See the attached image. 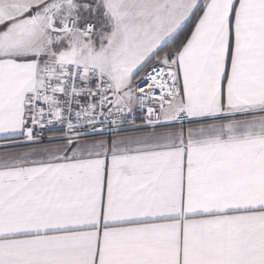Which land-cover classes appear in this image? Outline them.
Returning a JSON list of instances; mask_svg holds the SVG:
<instances>
[{"label": "snow or ice", "instance_id": "1", "mask_svg": "<svg viewBox=\"0 0 264 264\" xmlns=\"http://www.w3.org/2000/svg\"><path fill=\"white\" fill-rule=\"evenodd\" d=\"M0 264H264V0H0Z\"/></svg>", "mask_w": 264, "mask_h": 264}]
</instances>
